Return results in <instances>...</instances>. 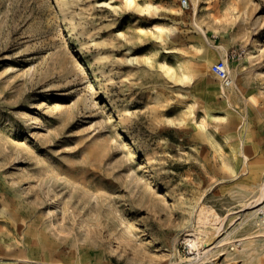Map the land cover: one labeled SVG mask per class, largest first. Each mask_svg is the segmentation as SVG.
I'll use <instances>...</instances> for the list:
<instances>
[{
	"label": "rangeland",
	"instance_id": "rangeland-1",
	"mask_svg": "<svg viewBox=\"0 0 264 264\" xmlns=\"http://www.w3.org/2000/svg\"><path fill=\"white\" fill-rule=\"evenodd\" d=\"M262 193L264 0H0V262L264 264Z\"/></svg>",
	"mask_w": 264,
	"mask_h": 264
},
{
	"label": "built area",
	"instance_id": "built-area-1",
	"mask_svg": "<svg viewBox=\"0 0 264 264\" xmlns=\"http://www.w3.org/2000/svg\"><path fill=\"white\" fill-rule=\"evenodd\" d=\"M183 6H188V0H182ZM211 71L218 76L225 84L230 85L233 78L229 71L227 61L225 59L218 60L211 65ZM264 215V211H262Z\"/></svg>",
	"mask_w": 264,
	"mask_h": 264
},
{
	"label": "bare ground",
	"instance_id": "bare-ground-1",
	"mask_svg": "<svg viewBox=\"0 0 264 264\" xmlns=\"http://www.w3.org/2000/svg\"><path fill=\"white\" fill-rule=\"evenodd\" d=\"M122 133L120 132V131H118L117 132V134H116V137L117 138H120V137H122ZM263 202H264V193H262L256 200H255V202H252L250 205L251 206H254V207H257L256 208V210L255 211H264L263 209H264V204H263ZM261 205V206H260ZM2 206V205H1ZM250 206V207H251ZM254 211V210H253ZM263 220H264V218H263ZM192 245L194 246H197V247H199V238H197V236H194V238H192Z\"/></svg>",
	"mask_w": 264,
	"mask_h": 264
},
{
	"label": "crops",
	"instance_id": "crops-1",
	"mask_svg": "<svg viewBox=\"0 0 264 264\" xmlns=\"http://www.w3.org/2000/svg\"><path fill=\"white\" fill-rule=\"evenodd\" d=\"M0 264H38V263H15L14 261H5V262H0Z\"/></svg>",
	"mask_w": 264,
	"mask_h": 264
}]
</instances>
